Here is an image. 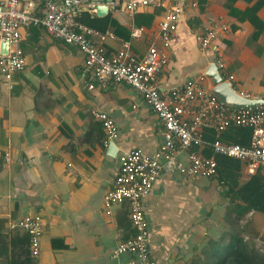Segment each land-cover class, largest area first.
<instances>
[{"label": "crops", "instance_id": "0c3cea01", "mask_svg": "<svg viewBox=\"0 0 264 264\" xmlns=\"http://www.w3.org/2000/svg\"><path fill=\"white\" fill-rule=\"evenodd\" d=\"M30 2L39 11L43 0H20L18 7L26 9ZM186 2L166 51L168 65L158 76L161 93L167 95L187 79L206 75L208 66L221 58L225 67L220 70L226 79L234 75L231 82L238 91L264 98V29L253 34V22L264 24V0L257 13H249L254 2L247 0ZM173 3L143 7L134 16L122 8L109 11L115 25L105 32L92 27V39L109 55L128 43L141 58L152 40L159 41L160 22ZM211 26L227 28L202 48L197 36ZM21 35L26 67L14 74L11 85L0 77V217L13 237L12 245L15 250L22 247L26 232L11 229L10 222L39 214L44 232L40 256L32 257L35 264H129L130 253L112 255L132 234L128 205L115 204L109 215L103 197L124 151L141 149L154 155L159 149L162 122L126 83L90 90L85 56L76 46L37 26L22 28ZM3 42L0 35V50ZM203 86L212 91V78L206 75ZM99 110L118 124L114 154L109 141L101 143L105 132L95 117ZM206 132L210 141L215 131ZM204 147L198 149L206 155ZM187 164L188 151L179 149L143 198L150 253L157 264H191L201 258L202 250L227 232L231 217L243 212L244 201L227 182L218 176L182 173L179 166ZM260 169L264 176V166ZM246 177L243 170L237 181ZM240 225L250 244L264 249V213L251 210Z\"/></svg>", "mask_w": 264, "mask_h": 264}, {"label": "built area", "instance_id": "2783aa9c", "mask_svg": "<svg viewBox=\"0 0 264 264\" xmlns=\"http://www.w3.org/2000/svg\"><path fill=\"white\" fill-rule=\"evenodd\" d=\"M19 1L0 0V35L10 44L8 54L0 53V77L10 84L14 74L25 69L26 56L20 46L21 29L41 27L57 40L76 46L84 54V77L90 90L110 83H126L141 94L160 118L163 140L159 149L154 155H147L141 149L124 151L119 157L112 187L103 197V208L109 215L115 204L127 203L134 231L118 243L112 255L130 253L129 264H157L150 253V227L143 198L152 190L164 165L174 160L179 149H186L188 164L179 166L182 173L213 177L218 170L216 155H222L241 161L245 173L254 175L264 166V104L234 107L224 103L203 86L205 74L187 79L167 95L161 93L158 76L168 65L166 51L178 28L186 0H43L39 11L34 2H30L26 9H20ZM172 2L160 22L159 41L152 40L141 58L135 55L128 43L109 55L102 45L92 39L95 30L76 19L82 10L95 14L98 5H106L108 11L122 8L134 16L143 7ZM226 28L211 26L199 34L197 40L201 47L211 46L220 29ZM215 63L220 69L225 67L221 58H216ZM232 79L234 75L227 77V80ZM95 117L105 132V143L118 138V124L107 111H96ZM232 126L251 129L248 145L220 139V135ZM206 128L216 132L214 140L206 139ZM201 146H209L212 155H205L198 149ZM9 227L28 233L31 255L38 259L44 232L42 216L29 214L11 221Z\"/></svg>", "mask_w": 264, "mask_h": 264}, {"label": "trees", "instance_id": "16d2710c", "mask_svg": "<svg viewBox=\"0 0 264 264\" xmlns=\"http://www.w3.org/2000/svg\"><path fill=\"white\" fill-rule=\"evenodd\" d=\"M247 1L254 2L248 8L249 13L252 11L257 13V9L263 2V0ZM76 19L101 32H105L110 26L115 25L110 14L100 17L96 14L92 15L87 10L80 11ZM258 22H253L254 36H258L264 29V24L260 20ZM206 131L207 128L205 129V136L207 135ZM251 133V129L247 127L232 126L220 135V139L228 143L248 145ZM214 134L215 136L210 137V140L216 138V132ZM105 138V135L101 137V143H103ZM204 149L207 151V156L212 154L209 146L204 147ZM216 159L218 170L215 176L227 182L231 192L237 194L245 205L238 204L239 207L242 206L243 212L233 215L228 224L229 229L227 232L212 240L202 250L201 258L198 257L191 264H264V249L250 244L248 237L244 236L238 229L241 226L240 220L245 217L247 212L257 210L264 213V176L261 173V169H258L254 175L246 177L242 182H238L237 178L241 176L244 170L241 161L222 155H216ZM131 232L132 234L134 233L133 229ZM22 236L25 239L24 245L20 247L21 249L15 250L14 245H12L13 237L6 232L5 220L0 217V264H35L30 251L29 235L24 233Z\"/></svg>", "mask_w": 264, "mask_h": 264}, {"label": "water", "instance_id": "95a60500", "mask_svg": "<svg viewBox=\"0 0 264 264\" xmlns=\"http://www.w3.org/2000/svg\"><path fill=\"white\" fill-rule=\"evenodd\" d=\"M108 7L106 5L96 6V14L98 16H105L108 14ZM10 44L4 39V42L1 44V54H8ZM206 75L211 77L214 83L212 92L224 103L238 107V106H254L257 104H264L263 97H247L238 91L232 84L230 80L225 78V75L222 73L217 64L211 63L207 70ZM111 154H114L117 149L115 140H109V148Z\"/></svg>", "mask_w": 264, "mask_h": 264}]
</instances>
